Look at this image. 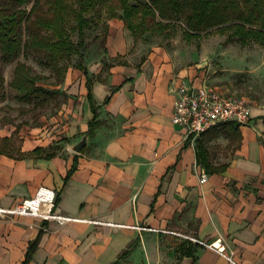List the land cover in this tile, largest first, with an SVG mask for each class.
Returning a JSON list of instances; mask_svg holds the SVG:
<instances>
[{
  "label": "crops",
  "instance_id": "1",
  "mask_svg": "<svg viewBox=\"0 0 264 264\" xmlns=\"http://www.w3.org/2000/svg\"><path fill=\"white\" fill-rule=\"evenodd\" d=\"M107 44L88 75L82 71L84 116L68 142L88 134L82 149L53 146L33 130L21 145L25 156L0 153V205L13 206L45 185L76 219H0V264H23L34 240L27 264H111L131 242L118 264H264V114L252 107L249 124L229 121L186 135L172 121L175 89L207 83L203 71L163 46L137 59L136 38L120 17L109 21ZM89 92L98 122L91 131ZM39 146L42 153L32 154ZM192 237H222L226 250Z\"/></svg>",
  "mask_w": 264,
  "mask_h": 264
},
{
  "label": "trees",
  "instance_id": "2",
  "mask_svg": "<svg viewBox=\"0 0 264 264\" xmlns=\"http://www.w3.org/2000/svg\"><path fill=\"white\" fill-rule=\"evenodd\" d=\"M103 7L110 17L122 18L135 38L145 32L170 37L175 22L181 21L182 34L187 40L215 29L229 31L228 42L248 44L254 40L264 45V0H0V61L11 63L21 54L32 55L58 78H63L66 67L62 62L75 53L80 58L84 56L85 31L94 22L92 15L87 14ZM119 9L121 15L117 13ZM71 18L76 21L77 42L72 39L67 25ZM78 68L88 75L86 66L79 64ZM46 77L34 73L26 62L18 61L10 86L23 100L32 101L36 97L47 100L59 95L60 90L39 83ZM87 84L90 87L89 77ZM4 85L5 77L0 69V98L4 95ZM88 97L94 112L89 122L88 131H91L98 124L97 107L91 92ZM16 141L14 135L0 136V153L25 156L27 153ZM42 151L39 146L31 153L39 155ZM198 153L204 159L202 163L207 165L206 149L200 147ZM74 168L75 165L68 176ZM224 168L222 165L216 169ZM36 243L37 240L30 243L23 264L30 260ZM133 245L131 242L111 264H118L119 258L127 256Z\"/></svg>",
  "mask_w": 264,
  "mask_h": 264
},
{
  "label": "rangeland",
  "instance_id": "3",
  "mask_svg": "<svg viewBox=\"0 0 264 264\" xmlns=\"http://www.w3.org/2000/svg\"><path fill=\"white\" fill-rule=\"evenodd\" d=\"M117 13L121 15L122 11L119 9ZM87 15H92L94 22L85 31L84 56L80 58L75 53L62 62L66 67L63 78H58L32 55L21 54L11 63L0 61V69L5 77L4 95L0 98L1 137L14 135L21 146L24 137L37 130L38 134L45 133L53 146H66L65 149L75 152L73 145L68 142L76 136L73 134L76 130L75 120L84 116L81 97L83 70L78 65L87 67L90 61L94 60L96 63L103 58L108 45L109 21L113 18L109 16L106 7ZM67 25L72 39L77 42L78 32L74 30L76 21L71 18ZM181 26L182 22L176 21L170 37L149 32L138 35L131 53L138 50L139 59L152 46H163L180 57L185 65L199 67L204 73V81L207 79V83L226 86L238 95L247 97L251 108L264 114V45L254 40L248 44L228 42L229 31L215 29L187 40L183 37ZM18 61L26 62L34 73L46 75L39 83L58 88L60 94L47 100L36 97L32 101H26L19 98L18 91L10 86Z\"/></svg>",
  "mask_w": 264,
  "mask_h": 264
},
{
  "label": "built area",
  "instance_id": "4",
  "mask_svg": "<svg viewBox=\"0 0 264 264\" xmlns=\"http://www.w3.org/2000/svg\"><path fill=\"white\" fill-rule=\"evenodd\" d=\"M172 121L182 127L186 135L196 137L220 123L231 121L237 124H249L251 103L247 97L238 95L228 88L206 82L200 85L183 82L175 89ZM207 178L208 174L202 171L200 180L204 182ZM14 215H36L61 223L76 219L61 211L57 203L56 190L45 185L40 186L33 196L25 197L13 206L0 205V219ZM192 238L220 253L226 250L222 237L211 241ZM229 258L234 262L231 257Z\"/></svg>",
  "mask_w": 264,
  "mask_h": 264
},
{
  "label": "water",
  "instance_id": "5",
  "mask_svg": "<svg viewBox=\"0 0 264 264\" xmlns=\"http://www.w3.org/2000/svg\"><path fill=\"white\" fill-rule=\"evenodd\" d=\"M88 139V134H85L76 144H74L73 148L75 151H80L82 147L86 144Z\"/></svg>",
  "mask_w": 264,
  "mask_h": 264
}]
</instances>
